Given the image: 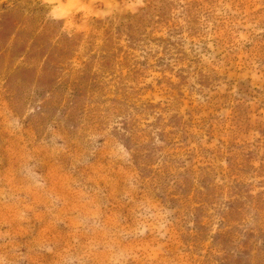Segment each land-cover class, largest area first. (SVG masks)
<instances>
[{
  "label": "rangeland",
  "instance_id": "rangeland-1",
  "mask_svg": "<svg viewBox=\"0 0 264 264\" xmlns=\"http://www.w3.org/2000/svg\"><path fill=\"white\" fill-rule=\"evenodd\" d=\"M0 264H264V0H0Z\"/></svg>",
  "mask_w": 264,
  "mask_h": 264
},
{
  "label": "trees",
  "instance_id": "trees-1",
  "mask_svg": "<svg viewBox=\"0 0 264 264\" xmlns=\"http://www.w3.org/2000/svg\"><path fill=\"white\" fill-rule=\"evenodd\" d=\"M136 23H137V18L135 19V18H133L132 19V21L130 22V23H128V25H126V26H124L125 28H126V31H129L128 33L131 35V33H132V31L133 30H130L131 28H132V26L133 27H135V28H137V26H136ZM96 24H98V23H96ZM20 26H21V30H20V34L21 35H24L26 32H27V30L25 29V22H24V24H20ZM23 26V27H22ZM45 30V29H44ZM44 30H37L36 32H34V31H31L32 32V34H31V38L32 39H34V40H40V39H42V38H47V36H48V34H46V32L44 31ZM130 35L128 36V38H132V37H130ZM44 36H46V37H44ZM66 42L67 41H65V43H63V44H61L60 46H59V44L56 46V49L57 48H63L64 46H65V44H66Z\"/></svg>",
  "mask_w": 264,
  "mask_h": 264
}]
</instances>
